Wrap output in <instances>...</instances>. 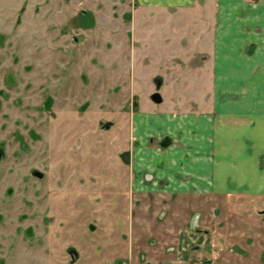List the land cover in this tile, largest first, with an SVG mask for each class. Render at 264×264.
<instances>
[{
	"label": "rangeland",
	"instance_id": "1",
	"mask_svg": "<svg viewBox=\"0 0 264 264\" xmlns=\"http://www.w3.org/2000/svg\"><path fill=\"white\" fill-rule=\"evenodd\" d=\"M93 2L0 0V264H264V195L223 176L251 165L210 155L199 185L195 153L234 137L233 86L221 114L194 66L211 48L143 46L127 0L98 23ZM257 81L242 97L264 104Z\"/></svg>",
	"mask_w": 264,
	"mask_h": 264
},
{
	"label": "crops",
	"instance_id": "2",
	"mask_svg": "<svg viewBox=\"0 0 264 264\" xmlns=\"http://www.w3.org/2000/svg\"><path fill=\"white\" fill-rule=\"evenodd\" d=\"M103 2L102 7H98L97 0L90 5L96 23L101 20L99 13L109 15L112 10V0ZM120 5V20L127 25V29L136 31V39L141 40L143 46H180L185 43L193 48L191 54L211 48L212 53L209 52L199 65L194 66L205 73L203 80L206 86L209 79L212 82L213 103L221 114L226 111L225 106L221 105L224 98H221L219 90L221 87L233 86L234 105L230 108L235 114L230 121L224 122L231 125L228 132L231 131L234 137L231 147L226 151L225 148L220 151L216 147L217 150L212 153L208 149L195 153L194 158L202 159L199 185L208 189L209 178L214 184L219 180L220 168L209 173V156L219 159L222 155H228L251 166L244 171L234 166L225 171L223 176L231 173L232 179L240 183L241 174L248 173L251 187L248 190L264 195V166L261 169L258 166L260 158L264 156V146L258 143L264 119L260 124L253 119V116L264 117V104L247 102L242 97L246 94L256 95L257 80L264 77V0H127ZM206 90L208 93L209 90ZM221 122L217 121L218 128L215 130L217 139L224 141L225 128L220 127L224 123ZM204 126L208 127V122ZM160 160L163 162L158 167V174L177 178L173 174L176 171L174 167L168 166L171 172L165 170L167 159L160 157ZM241 167L247 169L244 164ZM121 184L118 183L119 186Z\"/></svg>",
	"mask_w": 264,
	"mask_h": 264
},
{
	"label": "water",
	"instance_id": "3",
	"mask_svg": "<svg viewBox=\"0 0 264 264\" xmlns=\"http://www.w3.org/2000/svg\"><path fill=\"white\" fill-rule=\"evenodd\" d=\"M151 97H152V99H154V100H159V99H160L159 94H158L157 92H153V93L151 94Z\"/></svg>",
	"mask_w": 264,
	"mask_h": 264
},
{
	"label": "built area",
	"instance_id": "4",
	"mask_svg": "<svg viewBox=\"0 0 264 264\" xmlns=\"http://www.w3.org/2000/svg\"><path fill=\"white\" fill-rule=\"evenodd\" d=\"M122 264H125V262H122Z\"/></svg>",
	"mask_w": 264,
	"mask_h": 264
}]
</instances>
